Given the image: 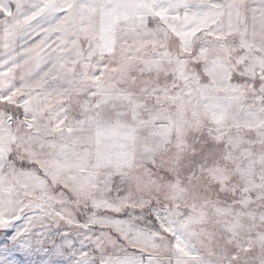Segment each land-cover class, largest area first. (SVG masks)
Listing matches in <instances>:
<instances>
[{
  "label": "snow or ice",
  "instance_id": "obj_1",
  "mask_svg": "<svg viewBox=\"0 0 264 264\" xmlns=\"http://www.w3.org/2000/svg\"><path fill=\"white\" fill-rule=\"evenodd\" d=\"M0 264H264V0H0Z\"/></svg>",
  "mask_w": 264,
  "mask_h": 264
},
{
  "label": "rangeland",
  "instance_id": "obj_2",
  "mask_svg": "<svg viewBox=\"0 0 264 264\" xmlns=\"http://www.w3.org/2000/svg\"><path fill=\"white\" fill-rule=\"evenodd\" d=\"M237 183H239V179L237 178V181H236Z\"/></svg>",
  "mask_w": 264,
  "mask_h": 264
}]
</instances>
